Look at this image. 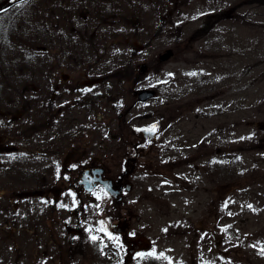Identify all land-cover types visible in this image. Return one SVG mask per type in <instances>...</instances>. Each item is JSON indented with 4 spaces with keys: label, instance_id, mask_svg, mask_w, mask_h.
Instances as JSON below:
<instances>
[{
    "label": "flooded vegetation",
    "instance_id": "1",
    "mask_svg": "<svg viewBox=\"0 0 264 264\" xmlns=\"http://www.w3.org/2000/svg\"><path fill=\"white\" fill-rule=\"evenodd\" d=\"M87 55L69 43L68 72L3 95L0 264H264V202L234 200L230 134L185 132L167 105L131 116L154 99L133 64Z\"/></svg>",
    "mask_w": 264,
    "mask_h": 264
},
{
    "label": "rangeland",
    "instance_id": "2",
    "mask_svg": "<svg viewBox=\"0 0 264 264\" xmlns=\"http://www.w3.org/2000/svg\"><path fill=\"white\" fill-rule=\"evenodd\" d=\"M0 24V106L17 82L68 72V44H83L90 59H115L119 75L132 63L137 92L156 90L131 116L151 110L158 122L167 105L185 132L230 134V184L244 186L232 196L264 202V0H26Z\"/></svg>",
    "mask_w": 264,
    "mask_h": 264
},
{
    "label": "water",
    "instance_id": "3",
    "mask_svg": "<svg viewBox=\"0 0 264 264\" xmlns=\"http://www.w3.org/2000/svg\"><path fill=\"white\" fill-rule=\"evenodd\" d=\"M24 0H2L0 1V13L10 9L14 5L22 2ZM173 55V52L171 49L165 50L162 54L159 55L158 60L160 62H164L168 60ZM142 71L145 70V66L141 65ZM155 96V91L153 89H142L138 92V98L140 101H147L148 99Z\"/></svg>",
    "mask_w": 264,
    "mask_h": 264
},
{
    "label": "trees",
    "instance_id": "4",
    "mask_svg": "<svg viewBox=\"0 0 264 264\" xmlns=\"http://www.w3.org/2000/svg\"><path fill=\"white\" fill-rule=\"evenodd\" d=\"M3 25L2 24H0V46L3 44L2 42L4 41V38H5V36H6V34H7V32L5 33L4 32V30H3ZM8 28L7 27H5V30H7ZM9 30V29H8ZM4 37V38H3ZM231 159V158H230ZM231 165V164H230ZM237 165V164H236ZM237 170H238V167H237ZM236 171H235V167H234V165H233V161H232V165L230 166V176H232L234 173H235Z\"/></svg>",
    "mask_w": 264,
    "mask_h": 264
},
{
    "label": "snow or ice",
    "instance_id": "5",
    "mask_svg": "<svg viewBox=\"0 0 264 264\" xmlns=\"http://www.w3.org/2000/svg\"><path fill=\"white\" fill-rule=\"evenodd\" d=\"M93 239H95V238H93Z\"/></svg>",
    "mask_w": 264,
    "mask_h": 264
}]
</instances>
